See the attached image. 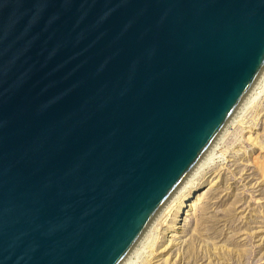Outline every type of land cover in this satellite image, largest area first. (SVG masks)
<instances>
[{"label":"water","instance_id":"95a60500","mask_svg":"<svg viewBox=\"0 0 264 264\" xmlns=\"http://www.w3.org/2000/svg\"><path fill=\"white\" fill-rule=\"evenodd\" d=\"M264 67V0H0V264H122Z\"/></svg>","mask_w":264,"mask_h":264},{"label":"rangeland","instance_id":"374dc122","mask_svg":"<svg viewBox=\"0 0 264 264\" xmlns=\"http://www.w3.org/2000/svg\"><path fill=\"white\" fill-rule=\"evenodd\" d=\"M212 155L186 187L192 196L174 230L163 213L147 238L159 236L156 246L141 248L132 264H264V92Z\"/></svg>","mask_w":264,"mask_h":264},{"label":"bare ground","instance_id":"6f19581e","mask_svg":"<svg viewBox=\"0 0 264 264\" xmlns=\"http://www.w3.org/2000/svg\"><path fill=\"white\" fill-rule=\"evenodd\" d=\"M264 92V67L262 71L260 72L258 78L254 82L253 86L243 99L242 103L239 105L237 110L235 111L234 115L224 128V130L227 129L228 125H230L235 116L243 111L246 107L250 106L253 102H255V99L258 98L262 93ZM224 130L221 132V134L218 136L214 144L211 146V148L208 150V152L204 155V157L200 160V162L195 166V168L190 172V174L186 177V179L183 181V183L178 187V189L174 192V194L170 197V199L167 201V203L164 205L156 219L153 221L152 224L149 225L139 242L137 243L136 247L131 251V253L128 255V257L124 260L122 264H132V258L136 252H138L143 247H148L150 249H154L157 242L159 241L160 237L158 236L157 239L154 240V237H151L150 240H147L150 229L153 228V225L155 221L163 214L168 212V217H170L171 220V229L174 230L176 225L178 224V220L180 218V215L182 212L186 209V203L191 199V193L186 194V187L188 186L189 182L191 181L192 177L199 172V170L206 164L210 163L213 160V153L217 147V142L221 135L223 134ZM181 197V198H180ZM177 203L172 206V204L176 201ZM174 232V231H172Z\"/></svg>","mask_w":264,"mask_h":264}]
</instances>
